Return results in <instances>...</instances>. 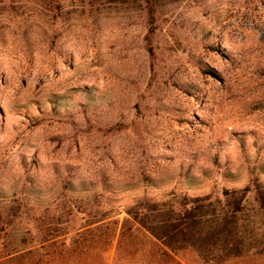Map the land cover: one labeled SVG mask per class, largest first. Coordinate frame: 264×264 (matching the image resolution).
Segmentation results:
<instances>
[{
  "label": "rangeland",
  "instance_id": "obj_1",
  "mask_svg": "<svg viewBox=\"0 0 264 264\" xmlns=\"http://www.w3.org/2000/svg\"><path fill=\"white\" fill-rule=\"evenodd\" d=\"M5 3L1 245L264 183V0Z\"/></svg>",
  "mask_w": 264,
  "mask_h": 264
},
{
  "label": "trees",
  "instance_id": "obj_2",
  "mask_svg": "<svg viewBox=\"0 0 264 264\" xmlns=\"http://www.w3.org/2000/svg\"><path fill=\"white\" fill-rule=\"evenodd\" d=\"M116 1V0H111ZM148 5V2H146ZM6 8L0 0V9ZM254 193L256 208L247 209ZM113 219L86 212L72 232L43 218L33 241L0 244V264H260L264 260V183L224 191L222 199H142ZM110 252H113L110 258Z\"/></svg>",
  "mask_w": 264,
  "mask_h": 264
}]
</instances>
